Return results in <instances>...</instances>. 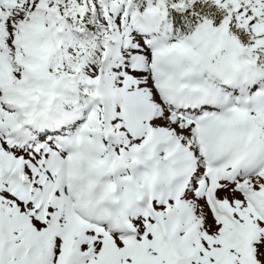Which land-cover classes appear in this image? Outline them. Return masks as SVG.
<instances>
[{
  "label": "snow or ice",
  "instance_id": "obj_1",
  "mask_svg": "<svg viewBox=\"0 0 264 264\" xmlns=\"http://www.w3.org/2000/svg\"><path fill=\"white\" fill-rule=\"evenodd\" d=\"M0 264H264V0H0Z\"/></svg>",
  "mask_w": 264,
  "mask_h": 264
}]
</instances>
